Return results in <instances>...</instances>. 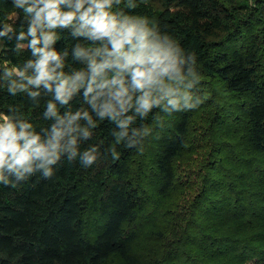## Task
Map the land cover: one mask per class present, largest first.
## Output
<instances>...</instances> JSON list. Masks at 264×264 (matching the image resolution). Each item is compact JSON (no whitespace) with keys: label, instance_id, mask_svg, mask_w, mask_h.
Masks as SVG:
<instances>
[{"label":"trees","instance_id":"16d2710c","mask_svg":"<svg viewBox=\"0 0 264 264\" xmlns=\"http://www.w3.org/2000/svg\"><path fill=\"white\" fill-rule=\"evenodd\" d=\"M134 2L138 6L131 14L148 17L149 27L155 29L161 41L167 35L172 46L180 48L185 75L189 68L195 77L217 75L228 92L247 97L244 139L253 152L264 156V67L260 60L264 50V0ZM32 15L26 14L23 7L15 8L14 0H0V33H4L0 35V112H6L10 104L21 105L24 113L38 124L39 131L40 126L51 122L43 119V100L40 108H34L27 93L13 96L5 86L18 79L15 72L9 77L8 71L14 67L22 70L28 60L35 59L29 47L32 38L19 39L21 31L27 32ZM6 26L11 30L5 32ZM56 31H62L63 36L52 47L61 53L67 51L66 64L83 67L81 60H73V52L76 44H86L87 38L71 37L70 28ZM232 41L236 43L229 46ZM28 71L31 74L32 70ZM30 90L42 95L44 92L42 86ZM83 92L81 88L75 101H70L73 110L80 107ZM133 113L134 108L116 120L107 117L90 129L89 137L79 135L76 156L70 160L69 153L64 152L49 165L51 176L46 177L43 169H37L18 180L14 174L4 172L9 183L0 180V264H106L116 257L135 264L133 253L139 235L135 225L142 217L159 219L154 230L160 240L164 241L168 233L176 235L181 231L174 236L171 246L175 247L166 255L156 256L155 264H179L178 249L182 246L186 247L182 264H247L255 258L264 264L260 260L264 253V174L258 176L248 169L247 178L228 187V194L221 193L222 183L217 182L213 189L216 195L209 194L205 205L204 201H196L200 205L196 203L190 209L185 226L175 230L174 220L167 217L169 208L162 211L157 200L156 204L154 199L151 201L131 170L135 154L147 139L143 135L133 137L132 130L142 133L162 111L154 108L148 117L136 114L128 125V136L117 144L115 134L123 131L118 121ZM189 118L182 115L172 131L167 135L160 133L156 159L160 200L180 189L176 161L186 149ZM130 138L137 143L127 148ZM92 147L97 148V159L91 167L84 168L81 157ZM113 147L120 153L119 159H114ZM252 177L257 183H252ZM204 196L205 192L197 199ZM91 197L95 210L106 216L103 231L94 240L87 239L84 233V214ZM178 224L177 228L181 223Z\"/></svg>","mask_w":264,"mask_h":264},{"label":"clouds","instance_id":"9594fccd","mask_svg":"<svg viewBox=\"0 0 264 264\" xmlns=\"http://www.w3.org/2000/svg\"><path fill=\"white\" fill-rule=\"evenodd\" d=\"M137 6L134 0H14L15 8L23 7L26 14H33L27 32L21 31L19 39L32 38L29 47L35 59L28 60L22 70L14 67L8 71L9 77L15 72L18 79L5 86L13 96L27 93L34 108H40L43 100V119L51 122L37 131L38 124L24 113L21 105L10 104L6 112H0V180L9 183L5 171L18 180L37 169H43L46 177L51 176L49 165L64 152L69 153L70 160L75 157L77 137H89L90 129L107 117L116 120L134 108L133 115L118 121L123 129L115 134L119 144L128 136V125L136 114L148 117L155 108L171 115L179 112L182 105L185 109L196 108L202 102L188 103L190 96L180 86L187 76L195 75L193 70L189 68L185 75L180 48H174L167 35L161 41L155 29L149 27L148 17L131 14ZM69 28L71 37H86L88 41L76 44L73 52V60L84 64L80 68L72 67L71 62L66 64L67 51L61 53L52 47L63 36L62 31L56 30ZM10 30L5 27V32ZM41 86L43 95L30 90ZM81 88L83 101L73 110L70 101H75ZM150 133L148 127L142 133L132 130L133 137ZM136 143L130 138L125 147ZM111 151L114 159H119L120 153L114 147ZM96 152V147L83 152L84 168L93 165Z\"/></svg>","mask_w":264,"mask_h":264},{"label":"rangeland","instance_id":"374dc122","mask_svg":"<svg viewBox=\"0 0 264 264\" xmlns=\"http://www.w3.org/2000/svg\"><path fill=\"white\" fill-rule=\"evenodd\" d=\"M13 18L15 19L16 16ZM235 43L236 41H232L229 46ZM260 60L264 67V50ZM189 83L191 87H185ZM180 88L181 91L188 92L189 104L195 105L197 100L202 102L196 108L185 109L182 105L179 112L171 115L161 109L162 113L149 127L151 133L147 136L143 151L139 150L131 163L132 176L143 186L150 200L154 199L155 204L158 201V207L160 206L162 211L169 208L171 213L167 217L174 220L175 230L185 226L196 201H204L205 205L208 202V196L216 195L213 189L217 182L222 183L221 193L228 194V187L247 178L248 169L258 173V176L264 174V156L253 152L244 139L243 110L247 97L228 92L217 75L187 76ZM182 115H188L190 122L186 149L176 161L177 183L180 184V189L177 192L173 191L168 198L160 200L157 196L159 175L156 169L160 133L167 135L172 131ZM252 183H257L254 177H252ZM204 192L207 197L197 199ZM200 202L197 203L198 206ZM158 220L153 221L151 218L148 220L142 217L135 225V230L138 229L139 234L133 253L136 259L135 264H155L156 256L160 257L162 253L166 255V251L175 247V245L171 246L176 238L174 236L179 235L181 231H177L176 235L168 233L164 241L160 240L156 235V229L154 230L155 224L160 222ZM105 222L106 216L95 210L93 197H91L84 214V233L87 239L94 240L103 231ZM178 223H181L179 228H177ZM160 230L164 231V228ZM181 244L182 242L179 246ZM185 250L186 247L183 246L178 249L179 257H181L179 264L183 263L182 251ZM262 252H264V246ZM260 260H264V253L261 254ZM106 264L129 263L116 257ZM247 264L259 263L255 258Z\"/></svg>","mask_w":264,"mask_h":264}]
</instances>
